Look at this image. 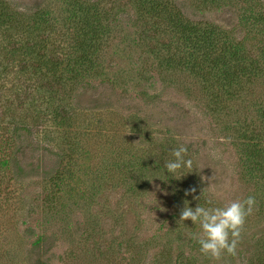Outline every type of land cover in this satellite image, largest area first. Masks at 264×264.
Instances as JSON below:
<instances>
[{"label": "rangeland", "instance_id": "rangeland-1", "mask_svg": "<svg viewBox=\"0 0 264 264\" xmlns=\"http://www.w3.org/2000/svg\"><path fill=\"white\" fill-rule=\"evenodd\" d=\"M3 1L18 12L16 22L50 8L61 24L68 7L65 0ZM82 1L97 8L109 34L96 69L58 91L65 121L51 119L46 104L29 98L34 90L22 92L0 64V264L263 260L264 155L258 168L244 148L264 139V0H161L166 13L214 31L215 58L238 50L236 67L244 68L229 86L213 70L200 76L182 64L188 48L167 14L140 15L133 0ZM180 145L192 168L175 179L164 163ZM248 196L256 205L236 255H201L192 238L199 225L179 221L185 203L221 207Z\"/></svg>", "mask_w": 264, "mask_h": 264}, {"label": "trees", "instance_id": "trees-1", "mask_svg": "<svg viewBox=\"0 0 264 264\" xmlns=\"http://www.w3.org/2000/svg\"><path fill=\"white\" fill-rule=\"evenodd\" d=\"M65 1L68 7L65 9L61 25L60 22H53L50 8L36 10L32 14L24 13L23 22H16L15 13H12L16 11L11 12L8 3L0 0V64L3 67L1 70L23 87L22 92L29 93L30 88L34 90L33 92L36 91L32 92L29 98L46 104L51 119L56 121H65V118L61 117V112L56 109L59 106V92L64 91L65 85H72L74 81L91 74L98 58L101 40L109 34V25L105 26V22L101 21L100 13L93 4L82 0ZM133 1L140 15V11L155 17H160L159 14L162 12L167 14L165 20L170 25L171 32L175 33L188 48V55L182 64L190 68L194 74L205 76L213 70V76H216L222 85L229 86L236 74L243 71L242 65L241 68L236 67V61L239 62L238 56L235 58L237 49L227 50L228 60L225 55L217 58L213 56L216 48H219L213 30L188 23L179 13H166L161 0ZM230 57L235 60V65L229 60ZM163 59L168 65H171V60L173 61L168 57ZM24 85H29L27 91ZM42 88L45 92L41 91ZM20 90L16 89L17 96H21ZM32 104L34 106V101ZM262 139L247 142L244 148L248 164L253 163L258 168L264 155ZM33 245V249L42 250L43 237L37 238ZM261 257L263 260L249 259L247 264H264V257L262 255ZM34 264L41 262L38 260Z\"/></svg>", "mask_w": 264, "mask_h": 264}, {"label": "clouds", "instance_id": "clouds-1", "mask_svg": "<svg viewBox=\"0 0 264 264\" xmlns=\"http://www.w3.org/2000/svg\"><path fill=\"white\" fill-rule=\"evenodd\" d=\"M187 153L188 148L180 145L172 150L173 159L164 163V168L169 174H173L175 179L180 178L175 174L182 168H192V160L185 159ZM194 191L195 189L191 190ZM189 194L190 192H185L186 196ZM255 205L254 196L233 200L221 207L192 208L187 202L181 209L179 221L190 220L192 224L199 225V232L192 235L199 245V252L213 261H220L224 255H236L246 218L253 213Z\"/></svg>", "mask_w": 264, "mask_h": 264}]
</instances>
